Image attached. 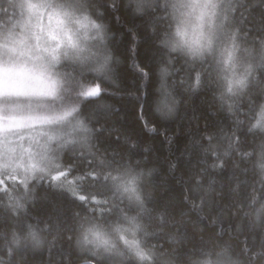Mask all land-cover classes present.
I'll list each match as a JSON object with an SVG mask.
<instances>
[{"label":"clouds","instance_id":"obj_1","mask_svg":"<svg viewBox=\"0 0 264 264\" xmlns=\"http://www.w3.org/2000/svg\"><path fill=\"white\" fill-rule=\"evenodd\" d=\"M117 2L107 6L114 10ZM123 6L134 17L164 20L154 40L162 53L151 101L159 119L172 120L180 111L182 97L172 81L178 59L198 69L195 84L185 91L198 92L207 74L219 110L257 137L245 156L260 190L250 193L245 215L264 222V88L258 101L240 107L260 83L264 41L259 48L243 44L238 29L229 27L223 0H123ZM102 16L94 0H0V209L8 218L0 232V264L50 243L51 226L29 218L36 189L60 169L65 152L92 150L96 130L83 105L101 99L120 63ZM149 32L156 36L155 25ZM92 89L95 94L88 95ZM204 139L214 156H231L213 134ZM152 174L131 165L108 174L113 210L79 217L73 239L78 254L107 264H157L147 243L153 210L145 184ZM190 264L241 261L221 245L192 257Z\"/></svg>","mask_w":264,"mask_h":264},{"label":"trees","instance_id":"obj_2","mask_svg":"<svg viewBox=\"0 0 264 264\" xmlns=\"http://www.w3.org/2000/svg\"><path fill=\"white\" fill-rule=\"evenodd\" d=\"M108 2L94 0L109 25L120 63L115 82L105 85L101 99L83 105L82 113L96 130L92 150L64 153L61 164L74 180L71 187L48 181L36 189L29 218L51 226L50 243L40 252L16 253L12 264H107L76 252L75 226L80 216L113 210V193L101 189L104 185L107 189L108 174L125 165L153 173L145 184L153 210L147 221L152 233L147 243L157 253V264H190L192 257L221 245L230 247L241 264H264V222L245 215L250 193L260 190L245 156L257 137L219 110L207 74L198 92L185 91L195 84L198 69L178 59L172 81L182 97L180 111L172 120L159 119L151 101L162 53L154 40L164 20L134 17L123 0L115 3L114 10ZM226 11L229 27L238 29V39L259 48L264 41V0H234ZM150 25H155L156 36L150 34ZM258 79L260 83L241 102L242 110L260 99L264 72ZM89 92L95 94L94 89ZM206 134H213L231 156H214ZM7 226L8 218L0 209V232Z\"/></svg>","mask_w":264,"mask_h":264},{"label":"rangeland","instance_id":"obj_3","mask_svg":"<svg viewBox=\"0 0 264 264\" xmlns=\"http://www.w3.org/2000/svg\"><path fill=\"white\" fill-rule=\"evenodd\" d=\"M234 2V0H223V6H224V10H225V12H226V14H227V11H226V8H227V5L229 4V3H233ZM93 90V89H92ZM90 94V92L88 93V95ZM72 152H74L75 150H71ZM69 177V171L65 168V167H63V165L61 164V167H60V169L56 172V174L49 180V182L51 183V184H55V185H60V186H62V187H71L72 186V184H73V182H74V180H71V179H69L68 178ZM64 178H66V179H64ZM68 181H71V184H70V186L68 185ZM44 183H42L41 185H39L38 187H44ZM0 187H2V185H0ZM37 187V188H38ZM46 187V186H45ZM101 189V188H100ZM102 192H104L105 193V191L107 190V192H109L108 194H110V193H113L112 192V189H111V186H110V183H108V185H107V189H106V186L104 185L103 187H102ZM114 200H112V202H113ZM109 211L108 210H106V211H101V212H98L97 214H104V215H107V213H108ZM107 262V261H106Z\"/></svg>","mask_w":264,"mask_h":264},{"label":"water","instance_id":"obj_4","mask_svg":"<svg viewBox=\"0 0 264 264\" xmlns=\"http://www.w3.org/2000/svg\"><path fill=\"white\" fill-rule=\"evenodd\" d=\"M80 264H93L92 262H83V263H80Z\"/></svg>","mask_w":264,"mask_h":264},{"label":"snow or ice","instance_id":"obj_5","mask_svg":"<svg viewBox=\"0 0 264 264\" xmlns=\"http://www.w3.org/2000/svg\"><path fill=\"white\" fill-rule=\"evenodd\" d=\"M17 107H19V106H17ZM15 110V109H14ZM0 111H2V103H0Z\"/></svg>","mask_w":264,"mask_h":264},{"label":"bare ground","instance_id":"obj_6","mask_svg":"<svg viewBox=\"0 0 264 264\" xmlns=\"http://www.w3.org/2000/svg\"><path fill=\"white\" fill-rule=\"evenodd\" d=\"M85 261V260H84Z\"/></svg>","mask_w":264,"mask_h":264}]
</instances>
